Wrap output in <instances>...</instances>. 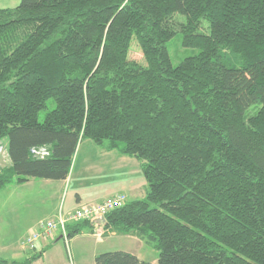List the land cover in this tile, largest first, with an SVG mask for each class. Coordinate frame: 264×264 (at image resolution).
I'll return each instance as SVG.
<instances>
[{"label":"trees","instance_id":"1","mask_svg":"<svg viewBox=\"0 0 264 264\" xmlns=\"http://www.w3.org/2000/svg\"><path fill=\"white\" fill-rule=\"evenodd\" d=\"M177 31L198 52L173 66L166 42ZM132 38L145 64L128 58ZM49 98L54 108L39 121ZM3 138L0 189L64 180L83 138L109 140L107 149L140 161L147 190L110 210L105 228L151 242L157 264H264V0L0 8ZM41 146L42 158L31 152ZM89 224H68L67 237ZM94 264L149 262L109 250Z\"/></svg>","mask_w":264,"mask_h":264},{"label":"rangeland","instance_id":"2","mask_svg":"<svg viewBox=\"0 0 264 264\" xmlns=\"http://www.w3.org/2000/svg\"><path fill=\"white\" fill-rule=\"evenodd\" d=\"M201 23L202 26H208V22L204 19ZM203 30H205V28H203ZM166 47L171 64L173 66L177 65L182 58L194 55L198 52L197 48L185 47L182 45L181 32L179 31H177L166 42ZM128 58L141 64H145L142 51L135 38H132L131 40ZM54 105L55 103L52 98L47 99L45 107L38 111V120L43 121L46 113L54 108ZM108 143L109 140H104L103 143L97 144L90 138H83L78 143L66 181L62 183L59 191L53 196L58 198L57 203L54 205L55 211H57L59 208H62L65 214H69L75 210L77 208H73L75 192H78L84 200H88L94 195L98 196L101 194L120 193L121 191H125L124 187L126 186V183L129 182V180L131 182L135 180L133 179L134 176L130 177V169L127 167L128 165L126 163L121 165L114 163V154L119 153L120 155L121 153L117 149L108 151ZM7 144V138L0 140V169L5 167L8 162ZM119 145H122V143L119 142ZM22 188L25 189L26 187ZM137 191H140V185L137 186ZM2 192L4 191L2 190ZM24 192L28 193V189L24 190ZM151 206L156 205L152 203ZM54 216L52 217L50 214H41V212L36 214V218L40 217V219H52ZM1 218L2 217H0V219ZM14 219L15 217L13 218L11 215L8 218H5L4 223L0 222V231H4L2 234L4 235V238L6 239L5 242L8 245V247L0 246V256L8 257V255H10L9 257L12 259L20 260L26 254L23 250H29L25 249L21 245V241L28 235L29 232L22 239H20V241H17L21 235V224H16L13 222ZM82 221L83 220H78L70 223H79ZM34 225L31 226V229L36 226ZM31 229H29V231ZM58 232L59 231L53 234L52 239H40L35 243L34 248L29 251L33 252L36 250L37 244L40 241L55 239ZM111 232L112 230L107 229L104 230L100 236L93 234L92 232L91 236L78 235L73 239L68 238V245L61 234V238L54 240L57 241L55 243L58 244V247L56 246L55 248L56 251L54 253H48V257H51V253H53L58 257V259L61 260V262L54 263L49 259H44V261L40 259L32 264H74V261L76 260V252L77 257L83 252H85L87 255L89 248L93 246H96L99 252L109 250H125L129 252L135 251L139 256L141 255L140 257H142L144 260L151 261L152 264H157V250L154 248L151 242H147L143 239H140L139 237L133 236V234L120 236L111 234ZM96 240L102 242H97ZM60 246H62V248ZM85 257L87 258V256ZM6 261L10 262L9 259ZM0 264L5 263L0 261Z\"/></svg>","mask_w":264,"mask_h":264},{"label":"crops","instance_id":"3","mask_svg":"<svg viewBox=\"0 0 264 264\" xmlns=\"http://www.w3.org/2000/svg\"><path fill=\"white\" fill-rule=\"evenodd\" d=\"M20 0H0V8H10L14 7L19 3ZM108 151H112L114 149H107ZM114 163L121 165L126 163L130 169V177L134 176V181H130L126 183V186L124 187L125 191H121L120 193H125L128 197V200L131 199H142L145 197L146 190H147V181L144 178L141 169H140V161L135 158L134 156L124 155V154H114ZM10 164V160L8 158L7 165ZM144 179V180H143ZM66 181L64 180H52V179H37V178H30L24 183H17L15 180L8 183L5 187L0 189V222L4 223L5 218H8L9 216L15 217L14 221L16 224H21V235L17 239V241H20L28 232L29 229H31V226L34 224L37 225L40 221L47 220L40 217L36 218V214L38 212H41V214H50L52 217L57 214L58 210L55 211L54 205L57 203V199L53 197L55 193L59 191L61 188L62 183ZM134 183V184H133ZM140 185V191H137V186ZM22 187H26L23 189ZM28 189V193L24 192V190ZM2 190L4 192H2ZM119 193V192H117ZM117 193H107V194H101L98 196H93L90 199L84 200L81 195L78 192H75L74 197V204L73 208H78L79 206L86 204V203H98L106 199L107 197H113ZM34 225V226H35ZM87 229V230H85ZM107 229V228H106ZM20 230V229H19ZM4 232L3 230L0 231V246L1 247H8L7 243L5 242L4 235L2 234ZM93 232V225L90 222L89 226H84L82 231L73 236L70 239L75 238L78 235H89L91 236V233ZM111 234L114 235H120V236H126L129 234H117L114 231L111 232ZM136 236V235H133ZM61 238V233L58 232L56 234L55 239L53 240H44L40 241L37 244V249L33 252L31 251H25L26 254L23 256L22 259H25L26 257H29L32 254H39V257L32 261V263L37 262L38 260L42 259H49L52 262H61L60 259L53 253L56 251V246L58 247V244L55 243L58 238ZM93 237V236H92ZM137 237V236H136ZM97 241V240H96ZM102 242V241H97ZM62 248V246H60ZM51 253V257H48V253ZM97 253H100L96 246H93L89 248V251L86 255L85 252L80 254L77 257V252L75 254L76 260L74 261V264H94V257ZM131 253L135 254L138 258L144 260L142 257L138 255L137 252L131 251ZM1 257V259H12L11 257ZM87 256V258L85 257ZM17 260V261H20ZM147 261V260H144ZM149 264H152L151 261H147ZM31 263V264H32ZM157 263V260H156Z\"/></svg>","mask_w":264,"mask_h":264},{"label":"built area","instance_id":"4","mask_svg":"<svg viewBox=\"0 0 264 264\" xmlns=\"http://www.w3.org/2000/svg\"><path fill=\"white\" fill-rule=\"evenodd\" d=\"M31 152L37 157H45L48 155V149L44 146L35 147L31 149ZM128 201L127 195L125 193H118L113 197H107L101 202L83 204L70 212L65 214L62 208H59L57 214L52 219H47L40 221L34 228H32L28 235L21 241V245L25 249H33L35 243L40 239H52L53 234L59 231L63 239H65L68 245L67 237V224L70 222H75L78 220H88L93 223V234L101 235L106 224V214L117 207L124 205ZM103 217L105 223H96L94 220L96 218Z\"/></svg>","mask_w":264,"mask_h":264},{"label":"water","instance_id":"5","mask_svg":"<svg viewBox=\"0 0 264 264\" xmlns=\"http://www.w3.org/2000/svg\"><path fill=\"white\" fill-rule=\"evenodd\" d=\"M94 222H96V223H105V219L103 218V217H99V218H96L95 220H94ZM60 238V237H59ZM58 238V239H59ZM57 239V240H58Z\"/></svg>","mask_w":264,"mask_h":264}]
</instances>
